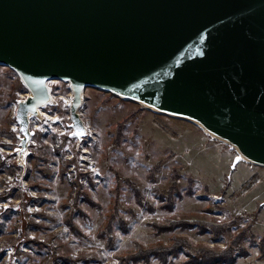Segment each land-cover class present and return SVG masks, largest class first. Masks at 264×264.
I'll use <instances>...</instances> for the list:
<instances>
[{"label": "rangeland", "instance_id": "374dc122", "mask_svg": "<svg viewBox=\"0 0 264 264\" xmlns=\"http://www.w3.org/2000/svg\"><path fill=\"white\" fill-rule=\"evenodd\" d=\"M49 85L23 168L15 111L28 91L0 67V264H193L229 250L233 264H264V167L233 169L236 150L196 124L96 89L78 148L69 85Z\"/></svg>", "mask_w": 264, "mask_h": 264}, {"label": "water", "instance_id": "95a60500", "mask_svg": "<svg viewBox=\"0 0 264 264\" xmlns=\"http://www.w3.org/2000/svg\"><path fill=\"white\" fill-rule=\"evenodd\" d=\"M0 67L28 91L15 111L23 168L53 81L71 90L78 148L96 89L196 124L236 150L233 169L264 167V0H0Z\"/></svg>", "mask_w": 264, "mask_h": 264}, {"label": "trees", "instance_id": "16d2710c", "mask_svg": "<svg viewBox=\"0 0 264 264\" xmlns=\"http://www.w3.org/2000/svg\"><path fill=\"white\" fill-rule=\"evenodd\" d=\"M126 123V121L124 120L123 122L119 123L118 124V128H117V139H116V143L119 145L121 143V140H122V128L124 126V124ZM154 171V170H153ZM153 171H152V174H153ZM134 188V193H135V196H136V199L139 201V202H142V199L140 198V194L136 193V188ZM174 191L176 190L175 187L172 188ZM172 194V193H171ZM174 194V193H173ZM174 197V196H173ZM172 196H170L169 198V202L171 204L174 205V202L172 200L173 199ZM181 224V223H179ZM179 224H171L169 227H168V230L172 229V228H175L177 227ZM185 224V223H184ZM183 225V224H181ZM160 228H158L159 230ZM224 231V230H223ZM223 231H218L219 233L222 234ZM241 237V236H240ZM239 237V238H240ZM239 241V240H237ZM240 246V244H238ZM237 246V247H239ZM170 251H165V253L162 254L163 257H165ZM158 253H156L155 255H157ZM233 254H234V251H227V253L225 255H222V256H219V255H215V256H212L210 254H206V257L201 255V258L199 259H194L193 261V264H216L214 261H212V259L215 258V261L218 262L219 260H221V264L222 263H226V264H233L235 262V258L233 259ZM233 256V257H232ZM220 258V259H218Z\"/></svg>", "mask_w": 264, "mask_h": 264}, {"label": "snow or ice", "instance_id": "6c2138e0", "mask_svg": "<svg viewBox=\"0 0 264 264\" xmlns=\"http://www.w3.org/2000/svg\"><path fill=\"white\" fill-rule=\"evenodd\" d=\"M36 83H39V84H43L44 83V81L43 80H38V81H36ZM143 85H137V87H142ZM23 103V102H22ZM77 135H83V132L82 131H80V132H77L76 133ZM239 159V158H238Z\"/></svg>", "mask_w": 264, "mask_h": 264}]
</instances>
